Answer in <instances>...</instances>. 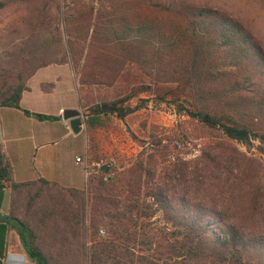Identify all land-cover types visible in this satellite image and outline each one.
Masks as SVG:
<instances>
[{"label":"trees","instance_id":"1","mask_svg":"<svg viewBox=\"0 0 264 264\" xmlns=\"http://www.w3.org/2000/svg\"><path fill=\"white\" fill-rule=\"evenodd\" d=\"M87 1L92 0H73L72 4ZM97 1L107 3L114 14L132 5L139 16H119L108 28L98 23L79 27L84 22L80 16L64 13L63 30L69 37L114 44L113 48L146 76L161 83L187 82L194 95L217 90L224 77L217 71L221 63L229 67L227 78L232 77L231 81L240 72L253 82L254 110L258 116L264 115V52L236 19L196 0ZM57 42H61V35ZM31 47L19 48L18 63L11 71L16 74L17 85L0 87V107L19 109L25 81L37 68L50 64L44 62L28 70ZM229 93V97H237V107L252 104L239 89ZM128 99L113 101L109 113L124 120L139 110L122 107ZM90 110L87 122L94 124L95 117L104 112L101 105ZM204 113V108H198L187 111V116L201 119ZM24 114L40 121L58 119L28 111ZM219 126L229 140L264 156V131L254 132L237 123ZM149 140L152 149H142L127 169L111 174L109 166L100 167L82 190L63 188L44 179L11 183L9 216L28 258L35 264H264V190L248 180L242 183L239 201L232 193L224 199L221 195L226 181L217 177V160L210 154L194 166L172 163L160 178L165 146L153 133ZM10 174L0 153V181H10ZM103 174L109 176L106 181ZM217 194L219 205L215 199L203 203ZM217 206L239 213L231 218ZM155 214L166 227L162 239L148 241L141 235L140 246L135 247L140 238L138 221Z\"/></svg>","mask_w":264,"mask_h":264},{"label":"rangeland","instance_id":"2","mask_svg":"<svg viewBox=\"0 0 264 264\" xmlns=\"http://www.w3.org/2000/svg\"><path fill=\"white\" fill-rule=\"evenodd\" d=\"M196 1L236 19L254 36L264 52V0ZM1 2L0 87L3 84L11 87L17 85L16 74L11 71L18 63L19 48L29 45L32 47L27 55L31 59L28 70H33L44 62L62 63L70 67L82 98L79 110L91 114V107L110 106L113 101L126 96H129V99L122 107H140L124 120L109 112L95 117L94 124H89V119L86 120L83 130L88 140L87 153L92 169L109 166L112 169L111 174L127 169L142 149H152L149 135L153 133L157 140H162L161 146H165V156L159 165L160 178L172 163L182 161L194 166L200 164L197 162L202 161L205 155L210 154L217 160V177L226 181L221 195L224 199L229 197L230 193L234 197L239 196L244 187L242 183H248V180L264 190V156L255 149L248 151L242 145L229 140L220 131L219 126L237 123L248 126L254 132L264 131L263 112L258 116L254 110L256 95L253 96L252 91L255 86L251 80L247 81L242 73L239 72L237 78L231 81L232 77L227 78L229 67L219 63L217 71L220 75L224 74V77L217 83V90H214V93L202 90L200 95H194L187 82L161 83L146 76L137 64L127 61L123 53L113 48L114 44H97L95 41L90 42L89 37L86 40L69 37L63 30L66 27L62 21L64 13L80 16L84 22L78 24L79 27L98 23L108 28L119 16H139L138 9L132 5L119 8L116 10L117 14H114L112 7L97 0L81 2L76 6L72 4L73 0ZM59 35L60 43L57 42ZM61 59L63 62H60ZM5 73L9 76L1 78ZM55 75L61 76V70L51 67L45 74L32 79L29 83L32 92L28 97L35 95L41 80H54ZM50 84L53 85L45 83L43 88L51 89ZM230 89L241 90L252 104L246 103V108L237 107V97H229ZM54 90L60 94V87ZM65 100L67 104L74 103L76 97L65 96ZM34 105L43 112L55 110L53 104L40 105L36 102ZM198 108H204L205 111L201 119L187 116V111H195ZM207 115L211 117L210 120H207ZM204 116L206 122L203 121ZM45 144L40 150L67 146L73 150L75 156L82 158L86 154V139L83 135L67 140L54 138ZM81 168L83 169V166L79 164V169ZM219 196H208L203 203L215 199L219 205ZM239 199L240 196L236 200ZM217 209L224 211L231 218L239 213L234 208L223 210L222 206H217ZM138 228L140 238L135 247L140 246L139 239L143 238L141 235L148 241H159L166 232L159 214L148 220H139ZM152 247L154 248L155 244Z\"/></svg>","mask_w":264,"mask_h":264},{"label":"crops","instance_id":"3","mask_svg":"<svg viewBox=\"0 0 264 264\" xmlns=\"http://www.w3.org/2000/svg\"><path fill=\"white\" fill-rule=\"evenodd\" d=\"M51 67L61 70L62 75H55L54 80H41L35 95L28 97L32 92L29 87L30 81L45 74ZM45 83H52L51 89L45 90L46 87L43 88ZM25 87L19 100V109L0 107V153L11 169L10 181H0V264H35L25 253L9 216L11 183L44 179L63 188L78 190L85 189L86 185L83 169H79V164L75 161L80 156H75L71 148L63 146L40 150L46 145V141H52L54 138L67 140L73 136L83 135L86 139L84 152L87 153L88 140L83 126L78 134H73L68 121L62 119L64 110H79L82 101L72 70L67 64L57 63L39 67L26 80ZM57 87H60V94L54 90ZM69 95L76 97L74 103L67 104L65 96ZM36 102L40 105L53 104L55 110L43 112L36 108L34 105ZM24 111L50 115L58 119L40 121L32 115L24 114Z\"/></svg>","mask_w":264,"mask_h":264},{"label":"water","instance_id":"4","mask_svg":"<svg viewBox=\"0 0 264 264\" xmlns=\"http://www.w3.org/2000/svg\"><path fill=\"white\" fill-rule=\"evenodd\" d=\"M103 112H112L113 108L108 105H101ZM62 119L68 121L69 128L73 134H78L82 129V115L78 109H67L62 113ZM203 121L206 122V117H203Z\"/></svg>","mask_w":264,"mask_h":264},{"label":"built area","instance_id":"5","mask_svg":"<svg viewBox=\"0 0 264 264\" xmlns=\"http://www.w3.org/2000/svg\"><path fill=\"white\" fill-rule=\"evenodd\" d=\"M81 111V115H82V126L84 125V123L86 122V120H88L89 118V112L88 111H84V110H80ZM76 163L78 164H82L83 166V172L85 175V179H86V187L87 188V183L89 181V179H91V177H93L94 175L98 174L99 172V168L97 170H94L91 168L90 162H89V155L86 153L84 155V157H79L76 158ZM108 175L107 174H103V180L106 181L108 179ZM99 234L102 236L104 234V231H100Z\"/></svg>","mask_w":264,"mask_h":264}]
</instances>
